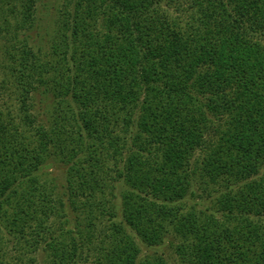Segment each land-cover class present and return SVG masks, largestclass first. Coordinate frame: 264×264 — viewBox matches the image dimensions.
Masks as SVG:
<instances>
[{"label": "trees", "instance_id": "16d2710c", "mask_svg": "<svg viewBox=\"0 0 264 264\" xmlns=\"http://www.w3.org/2000/svg\"><path fill=\"white\" fill-rule=\"evenodd\" d=\"M40 1L0 0V264H264V0H62L48 40Z\"/></svg>", "mask_w": 264, "mask_h": 264}, {"label": "rangeland", "instance_id": "374dc122", "mask_svg": "<svg viewBox=\"0 0 264 264\" xmlns=\"http://www.w3.org/2000/svg\"><path fill=\"white\" fill-rule=\"evenodd\" d=\"M61 3L62 0H41L39 3V8H38V17L40 18V28L42 30L41 35L44 38H47L46 40H48L50 37L53 36V31H54V26L56 23V14L57 11L60 9L61 7ZM45 34V35H44ZM0 47H1V41H0ZM2 64V57H1V51H0V65ZM13 99H8L7 96L3 95L0 98V108L3 109L2 104L6 105V104H13ZM54 172V171H53ZM55 175L58 179V181L60 183H62L63 179H62V173L60 172V170H55ZM197 194L200 195L196 200V202H200L201 205L203 207L208 206L209 204V200L211 199V197H213L215 195V193L213 192V187L212 185H197ZM195 203V202H194ZM194 203H188L190 205H193ZM203 207L201 206H197V209H203ZM264 220V219H263ZM175 244L176 243H165V245L161 246V248L159 249H151V250H145L144 251V255L145 254H154L156 253L157 255H162L164 258L168 259L169 262L171 264H176L178 262V257L175 253ZM16 255L15 252L11 251L9 253L8 258L10 257L11 259L14 258V256Z\"/></svg>", "mask_w": 264, "mask_h": 264}]
</instances>
